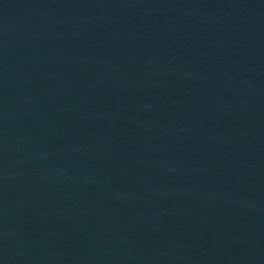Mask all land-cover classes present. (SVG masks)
<instances>
[{"label": "water", "instance_id": "95a60500", "mask_svg": "<svg viewBox=\"0 0 264 264\" xmlns=\"http://www.w3.org/2000/svg\"><path fill=\"white\" fill-rule=\"evenodd\" d=\"M0 264H264V0H0Z\"/></svg>", "mask_w": 264, "mask_h": 264}]
</instances>
